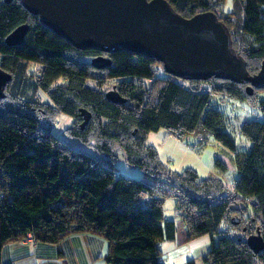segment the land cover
<instances>
[{
	"label": "trees",
	"instance_id": "1",
	"mask_svg": "<svg viewBox=\"0 0 264 264\" xmlns=\"http://www.w3.org/2000/svg\"><path fill=\"white\" fill-rule=\"evenodd\" d=\"M167 1L185 17L213 11L249 73L259 71L264 0H234L232 12L222 10L225 0ZM23 24L29 26L23 42L8 45L6 37ZM30 64L41 67L35 90L46 101L26 96ZM0 68L12 75L0 98V264L7 243L32 235L34 243L59 244L75 233L108 241L110 264H165L162 242L182 245L214 234L218 238L213 236L204 262L264 264V247L255 252L247 242L258 232L264 240V100L258 97L264 87L250 94L248 84L215 76L179 79L166 73L161 62L127 50L79 49L44 26L20 0H0ZM112 89L125 103L107 98ZM215 94L253 107L261 104L263 119L240 128L252 142L247 152L237 151L223 130L225 116L209 107ZM83 109L91 117L81 127ZM62 116L71 119L65 139L54 132ZM198 126L236 153L240 175L234 193L219 178L200 179L194 168L171 169L147 144L149 133L160 128L184 140ZM71 138L93 147L95 154L74 149ZM117 149L130 166L142 170V178L118 174ZM168 199L176 201L177 221L166 215ZM223 222L244 236L222 232Z\"/></svg>",
	"mask_w": 264,
	"mask_h": 264
},
{
	"label": "water",
	"instance_id": "2",
	"mask_svg": "<svg viewBox=\"0 0 264 264\" xmlns=\"http://www.w3.org/2000/svg\"><path fill=\"white\" fill-rule=\"evenodd\" d=\"M20 1L44 26L79 49L127 50L161 62L166 73L179 79L215 76L248 84L250 94L254 88L264 87V60L259 71L250 74L246 60L232 46L230 32L213 11L185 17L167 0ZM28 29L27 24L17 27L6 37V43L21 44ZM11 79L12 75L0 68V98ZM106 96L125 103L115 89ZM82 115L84 127L91 114L83 109ZM247 242L255 252L264 247L259 232L250 235Z\"/></svg>",
	"mask_w": 264,
	"mask_h": 264
},
{
	"label": "rangeland",
	"instance_id": "3",
	"mask_svg": "<svg viewBox=\"0 0 264 264\" xmlns=\"http://www.w3.org/2000/svg\"><path fill=\"white\" fill-rule=\"evenodd\" d=\"M224 12H232L234 10V0H225L222 7ZM241 18L238 23H241ZM159 76H165L160 67L157 68ZM41 67L36 64H30L27 71L28 88L26 90L27 97H35L40 101H46L47 98L41 91L35 90V76L40 73ZM59 79L57 82H61ZM115 81H111L108 88H111ZM180 83H187L179 80ZM148 85L149 82H144ZM89 85L95 88L93 81H89ZM205 91L210 90L206 84L202 85ZM259 102L264 100V92L258 94ZM209 107L219 110L225 116V127L223 130L227 132L234 140L238 152H247L252 142L241 133L243 123L256 119H263L262 106L257 104L255 107L246 102L231 99L225 95L215 94L210 100ZM71 125V119L68 116H62L58 119L54 132L61 139H65L64 129ZM68 143L76 150L94 155L93 147L84 145L79 139H68ZM147 144L157 148L161 160L175 171H183L187 167L194 168L198 171L200 179L207 177H216L221 179L229 189V192L234 193V185L240 175L237 167L236 153L225 148L208 132L204 131L201 126H198L195 132L189 134L184 140H179L169 133L166 128H160L158 131L150 132L147 138ZM118 161L116 164L118 174L130 178H142L143 172L140 168L130 166L121 149L115 151ZM219 161V165H217ZM175 199H169L165 205L166 215L174 216ZM222 232L237 237L244 236L240 229H233L227 222L221 224ZM218 238L217 234L213 235ZM213 236L204 235L194 239L189 244H184L186 248L182 251V258H189L197 264L203 263V256L212 247ZM172 245L171 241H166L163 244L165 257L168 255V249Z\"/></svg>",
	"mask_w": 264,
	"mask_h": 264
},
{
	"label": "crops",
	"instance_id": "4",
	"mask_svg": "<svg viewBox=\"0 0 264 264\" xmlns=\"http://www.w3.org/2000/svg\"><path fill=\"white\" fill-rule=\"evenodd\" d=\"M177 212L175 201L174 216L168 218L177 221ZM171 242L168 255L163 256L165 264H197L189 258H182L184 244L180 245L177 240ZM109 250L110 244L103 238L91 233H75L59 244L31 240L7 243L2 248V264H110L106 260Z\"/></svg>",
	"mask_w": 264,
	"mask_h": 264
},
{
	"label": "built area",
	"instance_id": "5",
	"mask_svg": "<svg viewBox=\"0 0 264 264\" xmlns=\"http://www.w3.org/2000/svg\"><path fill=\"white\" fill-rule=\"evenodd\" d=\"M30 239H32V235H29L27 240H30Z\"/></svg>",
	"mask_w": 264,
	"mask_h": 264
}]
</instances>
